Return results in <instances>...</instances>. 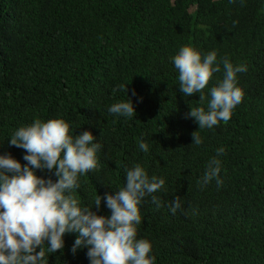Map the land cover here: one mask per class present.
<instances>
[{"label": "trees", "instance_id": "trees-1", "mask_svg": "<svg viewBox=\"0 0 264 264\" xmlns=\"http://www.w3.org/2000/svg\"><path fill=\"white\" fill-rule=\"evenodd\" d=\"M183 45L247 66L237 74L243 98L226 122L198 129L187 116L201 101L179 91L170 57ZM127 95L135 115L108 112ZM55 117L102 145L97 167L79 177L82 206L123 186L135 163L165 179L152 194L160 207L151 195L140 204L137 236L151 242L155 264H264V0H0V152L26 163V150L8 138ZM219 147L223 184L202 186ZM94 210L111 211L103 200ZM75 237L65 233L48 264H89L87 248L72 253Z\"/></svg>", "mask_w": 264, "mask_h": 264}, {"label": "clouds", "instance_id": "clouds-1", "mask_svg": "<svg viewBox=\"0 0 264 264\" xmlns=\"http://www.w3.org/2000/svg\"><path fill=\"white\" fill-rule=\"evenodd\" d=\"M170 59L178 71L179 91L187 97L199 93L201 105L190 106L187 113L198 122V129L226 122L243 98L237 74L245 72L247 66L234 65L227 57L218 61L216 50L201 53L191 45L181 46ZM221 63L223 76L208 89L206 97L203 90L213 74L221 72ZM132 95H136L135 90ZM108 112L129 118L135 115V107L128 96L112 103ZM73 133L62 117L37 118L16 128L8 138L10 145L26 150V163L10 152H0V264H48V253L64 248L65 233H76L71 251L75 254L87 248L89 264H155L151 242L137 236L142 222L140 204L151 195L160 207L159 198L152 194L162 190L165 179L150 175L142 164L135 163L125 169L123 186L103 197L96 195L94 206H82L75 195L79 177L97 167L102 145L91 130ZM192 143H202L196 131ZM138 147L149 151L143 138ZM224 151L217 148V155L208 160L202 186L213 179L218 187L223 184L219 155ZM38 169L51 175H38ZM102 200L110 214L94 210L100 208ZM178 207L177 196L170 211L175 213Z\"/></svg>", "mask_w": 264, "mask_h": 264}]
</instances>
